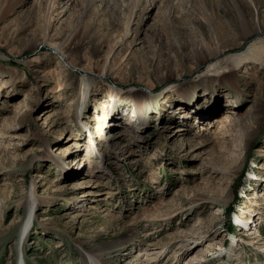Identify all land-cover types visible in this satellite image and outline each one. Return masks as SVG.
<instances>
[{
    "label": "rangeland",
    "instance_id": "1",
    "mask_svg": "<svg viewBox=\"0 0 264 264\" xmlns=\"http://www.w3.org/2000/svg\"><path fill=\"white\" fill-rule=\"evenodd\" d=\"M107 8L87 69L59 90L52 43ZM83 73L98 83L86 96ZM251 204L253 240L234 222ZM263 248L264 0H0V264H87L92 251L264 264Z\"/></svg>",
    "mask_w": 264,
    "mask_h": 264
},
{
    "label": "bare ground",
    "instance_id": "2",
    "mask_svg": "<svg viewBox=\"0 0 264 264\" xmlns=\"http://www.w3.org/2000/svg\"><path fill=\"white\" fill-rule=\"evenodd\" d=\"M92 2H93V0H89V5L92 4ZM255 12L257 14V10ZM257 17H258V14H257ZM111 18H112V12L110 11L109 8L102 11L96 18L92 17L91 14H89V13L78 16L76 19H74L71 22V25H70L69 29L67 30V32L65 33V35L62 38L57 39L52 43L54 46V56L56 57V60H55L56 65H55L54 71L57 74L56 76H57V80H58L59 90H62L63 88H65L69 84L70 72L73 73L75 68L80 66V67H83L84 69H87V67H88L87 61L89 59L87 53L90 51L89 50L90 49L89 44L98 42V40H100L99 37L103 34H106V27L107 28L111 27ZM51 22L49 23V27L51 25ZM257 25L260 26L259 18H257ZM49 27L47 28V30L49 29ZM123 30H124V28H123ZM123 38H124L123 36L116 38L115 39L116 41L113 43V47L115 48L118 45H120L122 43ZM63 61L66 62L64 64H67L65 68L63 67ZM110 62L111 61L109 59V55L106 54L104 56L103 72H105L107 67H109L108 65ZM70 67H71V69H69ZM80 67H78L77 70L80 69ZM217 74H218L217 77L215 79H213L214 81L217 80L219 82L220 81L221 82H228L230 84L232 82L236 81L237 77L239 76L236 71H219ZM83 75L86 78L82 76L81 81L85 84L84 96H86V95H88V93L90 91L89 90V86H90L89 84H93V85L97 86L98 83H97V80L95 79V77L93 78L91 76H88V74H86V73H83ZM169 83H172L171 87H173L174 85H178V83L176 81H172ZM146 87L147 88H145V89H147V90L145 93H148V91H150L149 94L153 95L154 94L153 90L157 87V85L154 84L152 81L148 80ZM168 89H170V87L166 88V90H168ZM82 104H83V100H81V103L79 104L78 114H80V109H81ZM99 116H100V114L98 115V117ZM232 119H231V116L229 114L221 116V118H219V125L217 126V129L225 128L226 127V124H225L226 121L227 122L233 121ZM102 127H103V125L99 126V129L101 131H102ZM237 127H240V124H237ZM98 137L99 136H95L93 134L94 140ZM94 144H95V141H94ZM52 157L54 159V156H52ZM84 159L87 160L89 158L87 156H85ZM96 169H97V166L93 167L91 171L95 173L96 171H94V170H96ZM29 193H30V196L32 199H30V201L27 202L26 205L29 207V209L32 212H34L35 206L37 205V201H36V198L33 197L32 192H29ZM254 204L258 205L257 202H255ZM254 204H251L248 206L245 205L244 206L245 208L242 210L241 213H235L236 215L234 214L235 215L234 222H237V224L240 222V224L238 226H240L242 223L241 228H242V230H245V231L247 230L248 235L249 234L255 235V236H253V238H251L252 240L256 239L258 236L261 235L260 234L261 231L257 227L259 225L258 222L257 223L252 222L253 219L251 216H249L250 214H253L255 211L252 207ZM35 219H36V215H34L32 213L30 215H28L26 223H25V228L23 229V232H22V238H23L25 231L29 227H31V225L34 224ZM260 219H262L261 216H260ZM244 226H246V227H244ZM256 231H257V233H256ZM251 242L255 243V241H250V242L248 241V243H251ZM263 250H264V248H263ZM106 253L108 254L109 252H106ZM103 255H104V253H97V252L92 251V253L91 252H88V253L84 252L83 257H84L87 264H108L107 262H109V261L104 259ZM22 256L24 257V253H22ZM101 256H102V258H101ZM145 256L147 257V260L146 261L142 260L138 264H150V260L153 257L148 252L145 253ZM19 264H27V262L25 259H23V260L19 259ZM154 264H156V263H154Z\"/></svg>",
    "mask_w": 264,
    "mask_h": 264
},
{
    "label": "flooded vegetation",
    "instance_id": "3",
    "mask_svg": "<svg viewBox=\"0 0 264 264\" xmlns=\"http://www.w3.org/2000/svg\"><path fill=\"white\" fill-rule=\"evenodd\" d=\"M64 63H66V62L63 61V67L65 68L67 64H64ZM149 93H150V91H149Z\"/></svg>",
    "mask_w": 264,
    "mask_h": 264
}]
</instances>
